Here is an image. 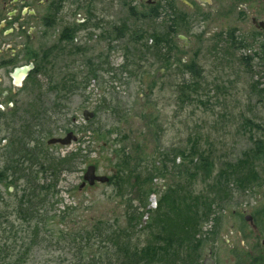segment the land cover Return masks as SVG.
<instances>
[{
  "label": "rangeland",
  "instance_id": "374dc122",
  "mask_svg": "<svg viewBox=\"0 0 264 264\" xmlns=\"http://www.w3.org/2000/svg\"><path fill=\"white\" fill-rule=\"evenodd\" d=\"M132 2L108 0V29L90 30L79 40L83 49L50 59L38 81L35 105L47 122L33 130V139L43 153L33 141L31 169L16 191L0 183V212L14 218L26 189L50 187L39 192L48 231L28 264H94L98 258L117 264L113 237L125 230L133 247L164 256L157 264H199L210 251L224 262L234 255L225 238L261 247L264 153L257 143L264 152V49L253 44L237 12L219 3L188 9L179 0H158L135 19ZM85 110L94 113L89 121ZM70 131L77 141L48 145ZM193 149L211 166L209 176L194 174ZM244 159L247 169L240 167ZM89 165L110 178L121 172V179L80 190ZM172 198L187 204L182 213L173 212ZM98 221L108 227L107 244L79 234ZM237 256L234 264H257L242 249ZM122 260L128 263L124 253Z\"/></svg>",
  "mask_w": 264,
  "mask_h": 264
},
{
  "label": "flooded vegetation",
  "instance_id": "af4514ba",
  "mask_svg": "<svg viewBox=\"0 0 264 264\" xmlns=\"http://www.w3.org/2000/svg\"><path fill=\"white\" fill-rule=\"evenodd\" d=\"M129 1H133L130 16L139 19L143 17L145 5L158 0ZM185 1L191 7L179 0L188 9L219 3L228 13L237 12L238 23L254 35L253 44L259 50L264 49V0ZM101 28L108 29V0H0V183L10 185L9 193L17 190V185L31 169V143L35 141L36 153L41 149L40 142L33 139V130L42 129L47 122L45 111L35 105L38 81L46 74L45 64L56 55L77 52L81 47L79 40L88 39L90 30ZM70 46L75 51L66 49ZM242 213L259 235L253 216L245 210ZM258 235L253 241L258 240ZM240 236L239 232L237 238ZM263 241L264 238L260 247L257 241L254 245H244V241L225 238L229 253L234 255L220 262L210 251L205 258H211L214 264H234L242 249L251 257V263L262 264Z\"/></svg>",
  "mask_w": 264,
  "mask_h": 264
},
{
  "label": "trees",
  "instance_id": "16d2710c",
  "mask_svg": "<svg viewBox=\"0 0 264 264\" xmlns=\"http://www.w3.org/2000/svg\"><path fill=\"white\" fill-rule=\"evenodd\" d=\"M151 16L156 17L157 14L152 13ZM245 60L248 61L249 59ZM189 70L192 73H195L194 75L198 74L191 67H189ZM255 128H257L258 130H262L263 127L258 125L255 126ZM262 149V144L258 142V154L264 153ZM196 153L197 151L193 149L192 155H197V158H193L191 161V163H193L195 167V171H197L194 174H202V171L206 177L209 176L211 173V166L208 164V162H205L201 159V156L203 155ZM248 159L240 161V167H242V169L248 168ZM198 163L199 166L197 169L196 165ZM233 171L235 170L233 169ZM120 173L121 172L116 171L115 175L110 178L109 183L114 182L116 180L118 184L119 180L121 179ZM194 174L189 173V177H195ZM48 188L50 189V187ZM48 188L32 187L30 189H26L23 195L20 197L17 209L14 211L17 213V215H15V218L13 217L14 213L10 212L9 210L0 212V264H28L33 249L39 243L40 238L45 235V233L48 231V223L44 219L45 212L42 210L45 198H42L39 194V192L43 193L49 190ZM169 192L171 193V190ZM224 194L226 196V193ZM170 201L171 203L175 204L172 207V210L176 214L182 213V204H185V206H187L186 203H182L177 198H172L170 199ZM69 209L70 207H65L64 215L66 214V210H68V212L70 211ZM192 221V225H194V220ZM105 224L106 223L104 221H98L96 224L93 225L92 230L83 229L79 234L81 237L88 236L89 240L91 238H100L103 242L102 244H107L108 227L105 228V226H103ZM144 225L146 226L147 224L144 223ZM123 233H127L126 237L123 235ZM193 234H195V231L193 232ZM113 239L117 253L121 257V260H118L117 264H157L164 262V256H161L160 252L156 251L155 249L138 248L136 246L133 247L132 244H130L131 240L129 231H118L113 237ZM123 241H125L126 244L133 248L130 247V251L129 249H126L122 244ZM81 249L83 252L84 248L81 247ZM82 252L80 253L82 254ZM123 253L128 256V263L126 262V260H122ZM88 259L90 262H93L94 259H97V254L90 255ZM97 263L106 264L102 258H98L94 264Z\"/></svg>",
  "mask_w": 264,
  "mask_h": 264
},
{
  "label": "water",
  "instance_id": "95a60500",
  "mask_svg": "<svg viewBox=\"0 0 264 264\" xmlns=\"http://www.w3.org/2000/svg\"><path fill=\"white\" fill-rule=\"evenodd\" d=\"M200 2L204 3L206 2V0H200ZM183 3L191 7V5L187 1L183 0ZM179 38L186 39L184 36H180ZM187 44L186 46H189ZM83 116L86 121H89L94 117V113L85 110L83 112ZM75 141H77V136L74 132L71 131L67 133L64 137H52L47 141V143L48 145L60 144L62 146H68ZM109 180H110L109 177L105 175H99L97 173V168L95 165H89L85 171V174L83 176V182L81 183L79 189L82 190L87 184L89 185V187H93L96 183L106 184L109 182ZM247 217L248 220L250 221L252 220V217L250 215H248ZM201 264H214V262L211 258L207 257L204 259V261Z\"/></svg>",
  "mask_w": 264,
  "mask_h": 264
}]
</instances>
